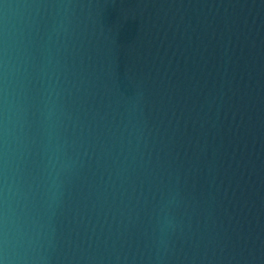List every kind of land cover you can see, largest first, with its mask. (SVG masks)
Instances as JSON below:
<instances>
[{"label":"water","instance_id":"water-1","mask_svg":"<svg viewBox=\"0 0 264 264\" xmlns=\"http://www.w3.org/2000/svg\"><path fill=\"white\" fill-rule=\"evenodd\" d=\"M0 264H264V0H0Z\"/></svg>","mask_w":264,"mask_h":264}]
</instances>
